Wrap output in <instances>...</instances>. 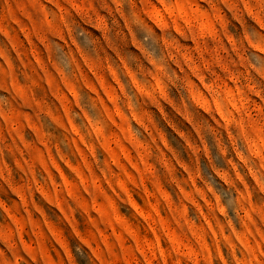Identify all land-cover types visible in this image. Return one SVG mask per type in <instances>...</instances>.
Listing matches in <instances>:
<instances>
[{"label": "rangeland", "instance_id": "374dc122", "mask_svg": "<svg viewBox=\"0 0 264 264\" xmlns=\"http://www.w3.org/2000/svg\"><path fill=\"white\" fill-rule=\"evenodd\" d=\"M0 264H264V0H0Z\"/></svg>", "mask_w": 264, "mask_h": 264}]
</instances>
